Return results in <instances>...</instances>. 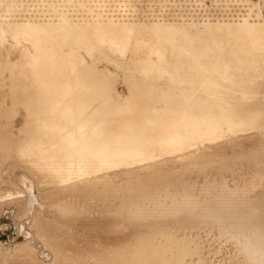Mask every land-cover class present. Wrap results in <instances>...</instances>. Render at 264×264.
I'll use <instances>...</instances> for the list:
<instances>
[{
  "label": "rangeland",
  "instance_id": "rangeland-1",
  "mask_svg": "<svg viewBox=\"0 0 264 264\" xmlns=\"http://www.w3.org/2000/svg\"><path fill=\"white\" fill-rule=\"evenodd\" d=\"M42 1L44 2L42 5H39L40 0H1L0 4V234H5L9 230L8 223L4 222L5 219L13 228L10 243L0 242V264H149L148 260L134 261L132 257L136 252H144L147 249L150 252L153 243L149 241L156 238L158 231L154 233L139 231L134 219L124 211L131 212L134 207L145 204L151 197L162 198L168 195L167 197L176 198V200L190 198L198 203V206H206L212 202L215 203L219 196L246 198L258 194L256 202L264 205V184H262L264 182V121L259 119L249 123L247 132H239L237 136H228L216 143H210L208 146L218 148L213 149L212 152L208 150L200 162L185 163L179 169L173 170L177 165L174 162L177 160L176 157L184 153L180 152L178 153L180 156L175 155L172 158L165 155L159 157L158 162L144 165L145 167L151 164L159 165L165 161L167 163L162 166L170 163L166 171H160L157 175L146 173V176H137L129 181L122 180L114 183L110 189L106 188L107 183H103L105 188L98 191L99 195L91 196L84 191L80 196H74L75 201L65 209L64 206L61 209L50 207L53 203L49 200L50 196L58 193L54 188L58 185L57 179L50 176L52 171L47 169V164L43 162L41 165L42 169L44 165L46 167L43 169L46 176H42V172L37 171L33 163L37 158V141L45 143L44 141L49 140L51 135L59 133L53 130V127L46 125L50 122L49 126H53L52 124L56 122L52 108L58 103L57 99L51 96L47 85L53 79L61 80L72 78V76L68 65L57 64L58 66L53 67L51 60L47 58V60L39 58L42 59L43 64L36 59L33 64L32 57L35 51L31 38L27 34H19V31L23 32L27 25L39 24L49 33L50 38L56 41L55 45L61 52L74 48L82 60L77 64L78 72L83 75L88 74L90 82L104 81L108 87L112 88L107 106L113 109L112 113H116L114 104L121 103L123 109L127 110L126 99L141 87L143 88L139 89L140 91L146 87L160 88L164 93H175L179 90L177 79L180 82L190 78L186 67H179L183 69L181 71L176 68L182 62L189 63L186 56L185 58L178 56L175 48L181 35L179 33L187 31L194 36L199 31H203L205 35L201 40L193 42L192 49L200 51L207 61L220 62L225 55L230 59L228 52L230 47L235 48L237 44L239 46L236 34L243 27L244 21L239 25V21L236 23L237 18L228 19L230 20L229 28L226 25V19L198 21L199 19L192 17L187 21H181L177 18L179 17L177 16L178 0H171L177 7L172 6L163 10L159 7L162 5L159 0H133L136 5L150 6L147 8L149 11L152 8L156 11L161 10L160 13L167 19L135 16L129 18L125 15L122 18L117 17L121 20L122 27L129 26L134 29L133 40L140 43L138 47H131L128 50L129 54L122 55L110 41H100L101 38L97 37L98 34L114 28L112 17H104L96 13L92 7L90 9L86 7V4L84 6L80 2L82 0ZM116 1L114 0L115 6L120 0ZM206 1L209 6L212 5L209 2L213 3L211 0ZM65 2L74 6L79 5L81 9L78 10L83 14L81 20H74L62 7ZM30 3L43 8V12L41 13L38 9L35 14L30 10ZM240 3L241 7L235 4L234 8L240 9L241 14H249V9L253 7V11H256L254 16L259 15L264 18V0H241ZM92 12L94 15H91ZM250 20L257 21L256 18ZM168 27L171 30H168ZM262 30L264 28L260 31ZM116 31L123 32V29L118 28ZM14 32L19 34L18 40L13 38ZM246 41L250 40L247 38ZM153 51H159L164 55L165 63L168 64L166 68L164 67L166 72H159L163 68L157 71L145 69L142 62L147 60L148 55H151L154 60L158 59V56L151 54ZM212 54H215V57ZM36 64L38 69L41 66L39 69L41 73L36 68ZM39 75L43 79V85L39 83ZM179 77L182 79L180 80ZM70 90L82 93L81 89L75 90L71 86ZM60 102L62 103L57 108L58 113L61 109L66 111L74 107L67 99ZM148 103L151 104V102ZM154 103L161 104L156 101ZM100 104V101H93L94 107L98 109L101 107ZM144 104L146 105L145 102ZM137 107L141 108L138 109L137 116L128 117V119L144 121L146 118L155 116L152 112H142V108L147 106H140L138 103ZM57 115V118L61 117ZM66 117L63 116V118ZM74 130L76 131V128ZM155 130L159 129L148 128L143 133H151V131L157 133ZM117 132L120 133V131ZM28 137L36 144L27 143V139L30 140ZM230 138H233V142ZM21 157H24L25 161L21 160ZM141 168L143 167L138 169L134 167L133 171L139 174ZM24 173L34 187L27 181H19V176ZM49 184L51 188L47 186ZM30 192L34 194L36 202H31L33 195ZM162 193L164 195L161 196ZM10 194L12 196L8 197L7 195ZM197 211L194 212L196 216L200 215L199 210ZM188 214L190 213L179 210L178 217L186 219ZM182 224L178 227L179 229L185 227L186 221L184 220ZM192 227L194 228L192 236L195 235L193 238L195 240L202 238L206 246L205 250L210 252L212 250L210 254L213 255L216 264L220 261L237 264L241 259L237 257V261L236 259L233 261L227 258L225 254L235 252L236 249L216 228L209 224L197 229L194 225ZM119 256L124 257L118 259ZM150 264H152L151 261Z\"/></svg>",
  "mask_w": 264,
  "mask_h": 264
},
{
  "label": "bare ground",
  "instance_id": "bare-ground-1",
  "mask_svg": "<svg viewBox=\"0 0 264 264\" xmlns=\"http://www.w3.org/2000/svg\"><path fill=\"white\" fill-rule=\"evenodd\" d=\"M240 2L241 0H224L225 6L227 3L240 6ZM43 3L40 0L39 5ZM84 6L86 5L84 4ZM115 7L121 11V8L127 7V0H120ZM208 8L212 7L208 6ZM220 11L221 9H214V14L218 15ZM235 11L241 13L240 9L236 8ZM254 11L251 7L248 11L249 14H238L236 23L239 21V25H241L240 23L244 21L243 27L237 32V37L235 36L239 46L237 44L234 46L235 48L230 47L228 50L230 59L225 55L220 62L207 61L200 51L192 49L193 42L201 40L205 35L203 31H199L194 36L188 34L187 31L179 33L181 35L175 48L178 51V56L181 58L186 56L189 63L182 62L176 68L186 67L190 78L180 82L177 79L179 90L175 93H164L160 88L148 89L146 87L140 91L139 89L143 88L141 87L126 99L127 110L123 109L121 103L114 104L116 113H112L113 109L107 106L110 102L112 88L108 87L104 81L90 82L88 74L83 75L78 72L76 67L82 60L74 48L61 52L55 45L56 41L51 39L49 33L39 24L36 26L24 25V33L19 31V34H27L31 38L35 51L32 63L35 64V59L47 58L51 60L53 67L66 64L68 68L70 67L69 71L72 76V78L61 80L53 79L47 85L51 96L57 99L58 103L56 107L52 108L56 122L53 120V126H49L50 122L49 125L48 123L46 125L50 128L53 127V130H57L59 133L51 135L49 140L44 141L45 143L37 141V158L33 163V167L42 172V176H46L43 169H46L44 166L47 164V169L52 171L50 176L57 179V187H54V184L52 187L58 193L50 196L49 200L53 202L50 207L61 209L64 206L65 209L75 201L73 200L74 196H80L84 191L90 193L91 196L99 195L98 191L105 188L103 183H107L106 188L110 189L114 183L122 180L129 181L137 176H146V173L157 175L160 171H166L169 169L170 163L162 166L167 163L162 161L163 164L152 165V162L165 155L172 158L179 155L180 152L184 153V155L176 157L177 160L174 162L177 165L173 170L179 169L185 163L200 162L208 150L212 152L213 149L218 148L208 146L210 143H216L239 132H247L249 123H254L256 120L264 121V30L260 31L264 28V18L259 15L258 17L254 16L256 12ZM91 15H94V12ZM253 18H256L257 21L251 22L250 19L253 20ZM86 19L88 20V18ZM112 19L114 28L98 34L97 37L101 38L100 41H110L122 55H126L131 47H138L140 43L133 40L135 33L133 28L122 27L121 20L115 16ZM98 21L100 22V20ZM225 22L229 28L230 20L226 19ZM220 27L222 26L220 25ZM118 28L123 29V32L116 31ZM168 30L171 28L168 27ZM19 34L15 33L13 38L18 40ZM230 34L232 33L230 32ZM247 38L250 41H246ZM151 54L158 56V59L154 60L151 55H148L147 60L142 62L145 69L157 71L163 68L159 72H166L164 67L166 68L168 64L165 63L164 55L159 51H153ZM212 55L215 57V54ZM53 69L55 70V68ZM177 71L179 70L177 69ZM40 76L39 83L43 85V79ZM179 79L182 78L179 77ZM70 86L75 90L81 89L82 93L71 91ZM66 99L71 101L74 107L66 111L61 109L58 113L57 108L62 103L60 101ZM95 100L101 103L99 109L93 105ZM154 101L161 102V104L156 105L157 103L155 104ZM138 103L140 106H147L142 108V112H152L155 116L146 118L144 121L128 119V117L137 116L138 109H141L137 107ZM57 114L61 117L57 118ZM63 116L67 117L63 118ZM146 128L159 130H155L157 133H152L154 130L151 133L148 131V133H143V131L146 132ZM21 139L23 140V138ZM27 143L36 144L31 139H27ZM21 160L25 161V158L21 157ZM43 162L45 165L42 169ZM147 163H152V166L146 165L145 167L144 164ZM134 167L143 168L138 174L133 171ZM19 181H27L34 187L26 173L19 176ZM47 186L50 187V184ZM30 193L33 195L31 202H36L34 194ZM162 195L164 194L162 193ZM7 196H12V194ZM167 196H162V198L150 196L151 198L145 204L132 207L131 212L124 211L134 219L139 231L153 233L158 231L156 238L149 241V243H153L151 251L149 252L147 249L144 252L134 253L132 257L135 259L134 261L142 262L145 259L149 264L150 261L152 264H216V260L210 254L212 250L211 252L205 250L206 246H204L202 238L195 240L193 238L195 235L192 236L194 231L192 225L197 229L209 224L225 235L231 242L230 245H234L236 251L225 254L228 259L237 261V257H241L237 264H264V205L256 202L258 194L246 198L230 195L219 196L215 203L212 202L206 206H198V203L190 198L176 200V198ZM185 196L184 194V198ZM202 196L203 194L201 198ZM204 198L206 197L204 196ZM179 210L190 214L186 219L179 218ZM197 210L200 212L198 216L194 213ZM184 220L186 221L185 227L179 229L178 227L183 225ZM4 222L8 223L9 230L5 234H0V242L9 244L13 228L7 219ZM204 233H206L205 230ZM122 257L124 256H119L118 259ZM219 264H228V262L220 261Z\"/></svg>",
  "mask_w": 264,
  "mask_h": 264
},
{
  "label": "built area",
  "instance_id": "built-area-1",
  "mask_svg": "<svg viewBox=\"0 0 264 264\" xmlns=\"http://www.w3.org/2000/svg\"><path fill=\"white\" fill-rule=\"evenodd\" d=\"M161 1V4L159 7L161 9H168L169 7H177L176 3H174L171 0H159ZM213 3L212 8H208V4L206 0H178V19H181V21L188 20L190 18L199 19L198 21H204V20H219V19H236L238 18V14L236 13L233 5L234 3H227L225 6L224 0H211ZM82 4H86L87 7H92L95 12L100 13L104 17H119L122 18L123 15L131 17H141V18H160V19H167L164 18L163 15L160 13L161 10H154L153 8L149 11L147 8H150V6L146 5H136L134 4L135 1L133 0H127V7H123L119 10L115 7L114 0H85L80 1ZM140 2V1H139ZM143 2V1H142ZM141 2V3H142ZM183 2V3H182ZM77 4V3H74ZM139 4V3H138ZM31 6L30 10H32L35 14L38 12V9L43 12V8H40L39 6H35V3H30ZM27 5V6H29ZM207 6V7H205ZM70 16L74 20H81L83 17V14L78 9H81L79 5L74 6L72 4H68L67 2L64 3L62 6ZM214 9H221L220 13L214 14ZM158 13V14H157ZM143 16V17H142Z\"/></svg>",
  "mask_w": 264,
  "mask_h": 264
}]
</instances>
